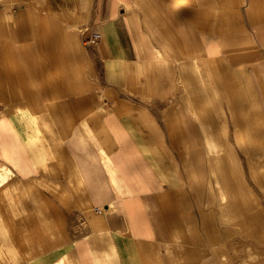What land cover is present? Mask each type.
Masks as SVG:
<instances>
[{
	"label": "crops",
	"instance_id": "obj_1",
	"mask_svg": "<svg viewBox=\"0 0 264 264\" xmlns=\"http://www.w3.org/2000/svg\"><path fill=\"white\" fill-rule=\"evenodd\" d=\"M0 264H264V0H0Z\"/></svg>",
	"mask_w": 264,
	"mask_h": 264
},
{
	"label": "built area",
	"instance_id": "obj_2",
	"mask_svg": "<svg viewBox=\"0 0 264 264\" xmlns=\"http://www.w3.org/2000/svg\"><path fill=\"white\" fill-rule=\"evenodd\" d=\"M100 37H101V35H100L99 33H92V34L89 36L88 41H89V42H94V41L98 40Z\"/></svg>",
	"mask_w": 264,
	"mask_h": 264
},
{
	"label": "bare ground",
	"instance_id": "obj_3",
	"mask_svg": "<svg viewBox=\"0 0 264 264\" xmlns=\"http://www.w3.org/2000/svg\"><path fill=\"white\" fill-rule=\"evenodd\" d=\"M179 5V4H178ZM186 8V5H184V4H181V5H179L178 6V10L180 11V10H183V9H185ZM176 10V9H175ZM178 12V11H177Z\"/></svg>",
	"mask_w": 264,
	"mask_h": 264
}]
</instances>
